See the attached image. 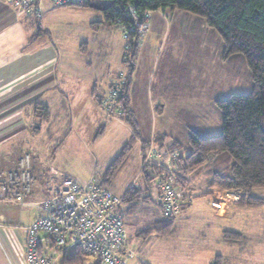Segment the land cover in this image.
<instances>
[{"label": "crops", "instance_id": "crops-1", "mask_svg": "<svg viewBox=\"0 0 264 264\" xmlns=\"http://www.w3.org/2000/svg\"><path fill=\"white\" fill-rule=\"evenodd\" d=\"M162 11L163 15H168V18L176 15V10L165 8ZM20 17L26 18L17 16L11 6L0 0V170L13 167L22 154L31 152L28 145L29 139L38 135L42 130H45L46 134L50 136L61 137L59 142L61 143L63 136H68L70 133L71 127H67V124H72L73 117L82 120L88 114H97L96 107L99 108L97 97L107 90L111 71L121 60V49L107 57L104 66L100 68L102 78L106 76L105 81L102 79L106 83L102 82L97 85L99 76L84 78L83 75L77 74L74 68L75 59L69 48H60L52 36L42 35L44 32H48L42 25L45 31L39 36H32L33 34L21 36L16 30H12L16 20L19 21ZM101 18L100 21L103 20V14ZM104 23L106 22H102L101 25ZM154 23L152 21V25ZM142 39L144 45L141 51L140 44L132 57L134 70L128 93L140 138L133 140L130 126L120 119L131 131L125 144H134V149L139 156L138 166L133 179L119 194L121 197L142 176L141 154L143 151L141 152V146L143 143L141 140L150 142L156 139L157 145L159 142L172 141L176 142V145L183 146L177 140L180 136L176 133H168L167 128L157 129L155 125L148 130V127L144 128L145 126L141 124V118L148 121L150 118L153 119L163 111L164 106V104H159L162 98L155 102L154 97H150L151 101L147 99V103L145 98L140 99L141 94L145 93L144 97L146 96V98L148 95L146 91L148 77L151 74L147 70L151 62L155 63L154 59L152 61V52L153 47L157 44L154 36H143ZM89 48H92V45L87 40L79 39L77 51L86 53ZM84 63L90 65V62ZM36 103L48 106V118L37 117L39 111L35 108ZM209 135L214 134L210 133L205 136ZM209 159H213L212 154ZM52 172H56V175L51 176ZM66 173L52 165L39 167L36 164L33 168L36 178L33 190L25 198V203L11 205L0 202V264H26L21 226L43 213L39 202L46 194V181L53 177L55 183H59L61 175ZM192 175V184L197 188V191H204L201 187V184L205 182L203 174L198 176L193 173ZM112 182L113 180L110 184ZM110 184L108 185L109 189ZM137 187L144 189L143 193L149 195L147 202L137 210L134 208L133 211H130L127 203H122L120 207L128 235L127 249L132 255L129 258L131 263L161 264L148 257L150 252L148 247L154 241L169 239L173 243H178L179 251L165 249L168 255L164 264H209L216 255L224 257L226 264H264V219L258 221L255 226H251L252 222L248 223L250 227L247 226L246 229L240 223L243 217L248 218L253 214L264 218V205L241 207L236 203H227L226 200L222 202V206L218 207L215 202L217 193L214 191L209 196L192 199L186 208L172 217L171 229L166 233L152 232L143 237L138 235L142 229L149 228L154 222L163 220L160 211L161 191L154 184H148L144 178L143 181L137 183ZM255 193L258 192L255 191ZM193 218H196L195 221L198 223L196 230L193 231V236L189 234L188 230L183 239L181 236H174L182 222ZM225 230L239 232L242 237L236 241L225 240L223 237ZM60 264H64L62 258Z\"/></svg>", "mask_w": 264, "mask_h": 264}, {"label": "rangeland", "instance_id": "rangeland-1", "mask_svg": "<svg viewBox=\"0 0 264 264\" xmlns=\"http://www.w3.org/2000/svg\"><path fill=\"white\" fill-rule=\"evenodd\" d=\"M105 3L104 0H91V6L83 7L54 5L46 1L42 5L41 15L37 17L41 25L48 30L42 35L52 36L60 48H69L75 59V72L84 78L99 76L97 85L106 83V76L102 78L100 68L104 66L107 57L118 49H121V56L123 49L118 25L104 23L97 25V28L96 24L94 28L90 26L91 22L102 19V13L97 6ZM175 14L174 17L168 18V15H163L162 9L154 10L149 28L144 34L154 36L158 46L156 44L152 52V61L154 59L155 63L151 62L147 70L151 74L148 77L147 98L144 93L140 99L145 98L147 103L150 97H154L155 102L162 98L159 104L164 106L163 111L153 119L148 121L141 118L140 121L144 128H149L148 130L156 125L157 129L165 127L168 133L178 134L180 137L177 140L185 147L187 137L192 131L200 136L220 133L221 111L215 101L226 98L231 93H249L253 81L243 54H234L228 59L222 58L223 41L219 33L207 26L202 17L183 10H176ZM152 21L155 22L153 25ZM36 26L37 22L32 17H20L12 30H16L21 36H30L35 32ZM82 38L92 45L86 53L77 51V44ZM143 39L140 51L144 45ZM84 62H90V65ZM120 66L121 60L112 69L108 82ZM96 110L97 114H88L82 120L73 117L72 124H67V127H71L70 133L63 136L61 143V137L50 136L45 130L31 137L28 145L32 155V167L36 164L39 167L52 165L82 181L99 179L111 158L128 141L131 131L120 118L106 114L101 107H96ZM206 129L208 131H204ZM153 141L155 144L156 141ZM131 145L133 148L125 164L110 184V189L118 195L133 179L137 170L139 156L134 144ZM143 168L154 172L150 166L145 165ZM138 180L134 185L143 181V177ZM217 192L219 191H215ZM258 192L264 196V188ZM218 199L220 198L217 197V205L220 207L223 203H219ZM236 201L229 198L226 202ZM195 219L182 222L174 236H181L183 239L187 230L193 236V231L198 226ZM261 219L264 218L253 214L248 218L243 217L240 223L246 229L247 226L250 227L248 223L252 222L251 226H255ZM177 244L169 239L154 241L148 247V257L164 264L168 255L165 249L179 251ZM142 249L144 250V247Z\"/></svg>", "mask_w": 264, "mask_h": 264}, {"label": "trees", "instance_id": "trees-1", "mask_svg": "<svg viewBox=\"0 0 264 264\" xmlns=\"http://www.w3.org/2000/svg\"><path fill=\"white\" fill-rule=\"evenodd\" d=\"M106 3L97 6L103 14L102 21L90 23L93 27L102 22L114 24L116 16L125 17V8L128 3L138 11L169 8L183 10L200 16L210 28L215 29L222 41L221 56L228 59L234 54L241 53L245 57L247 66L252 75V90L249 93H231L228 97L217 99L215 104L221 111V132L209 136H200L192 131L187 137L186 146L176 145V142L158 143L176 145L180 154L175 161L176 185L182 190L185 199L181 210L186 208L196 197L209 196L214 191H236L239 199L236 205L241 207H260L264 205V196L258 191L264 188V0H104ZM78 5L91 6V0ZM27 18V17H26ZM32 36H39L44 30L37 17ZM94 28V27H93ZM135 51V50H134ZM136 52H133L132 56ZM134 60L131 58L127 67V82L123 88L121 98L122 112L118 116L127 123L133 133V140L140 138V132L135 119L133 107L130 104L129 89L133 76ZM110 84L108 82L109 89ZM103 93L97 97L100 100ZM37 117L46 119L49 116L48 106L36 103ZM142 138V137H141ZM156 140V139H155ZM144 151L149 141L141 140ZM131 144H125L119 153L105 167L100 176V184L108 187L118 170L122 167L130 152ZM212 154L213 159H209ZM33 168V167H32ZM148 168V167H147ZM142 169V176L146 182L155 185L156 174ZM153 171L159 173L161 168L152 166ZM203 174L205 182L201 184L204 191H197L192 184V174ZM153 181V182H152ZM156 187L159 188L158 185ZM137 185L129 187L123 195L122 203L129 205L130 211L137 210L145 204L149 195L143 193ZM257 191L258 193H255ZM160 202V211H161ZM180 210V211H181ZM162 215V211H161ZM163 217L149 228L142 229L138 235L146 237L152 232L166 233L171 229L172 217ZM225 240L236 241L242 235L233 230L223 232ZM64 264H100L99 260L74 248L63 257ZM92 260V262H90ZM209 264H226L225 258L216 255Z\"/></svg>", "mask_w": 264, "mask_h": 264}, {"label": "built area", "instance_id": "built-area-1", "mask_svg": "<svg viewBox=\"0 0 264 264\" xmlns=\"http://www.w3.org/2000/svg\"><path fill=\"white\" fill-rule=\"evenodd\" d=\"M11 6L17 16L39 17L44 1L54 5L81 4L86 0H3ZM152 10L138 12L128 3L125 17L116 16L114 25L121 30L123 49L121 66L110 79V87L100 100V107L106 114L118 117L122 112L123 88L127 82V67L132 54L140 45L149 28ZM156 144V143H155ZM151 140L142 153V166H157L155 184L161 191V211L164 217L180 212L185 199L176 185L175 161L180 150L176 145H155ZM56 175L52 172L51 176ZM59 183L50 177L45 183L46 194L39 202L43 213L21 226L26 264H60L61 258L71 249L99 260L100 264H133L127 249L128 235L124 216L120 207L123 198L108 187L100 184V179L82 181L63 174ZM35 177L32 155L25 152L13 167L0 170V202L23 205L31 194ZM134 186V183L131 185ZM219 203L229 198L238 200L236 191H219ZM222 198V199H221ZM217 198H216V201Z\"/></svg>", "mask_w": 264, "mask_h": 264}, {"label": "bare ground", "instance_id": "bare-ground-1", "mask_svg": "<svg viewBox=\"0 0 264 264\" xmlns=\"http://www.w3.org/2000/svg\"><path fill=\"white\" fill-rule=\"evenodd\" d=\"M228 203V202H227Z\"/></svg>", "mask_w": 264, "mask_h": 264}]
</instances>
